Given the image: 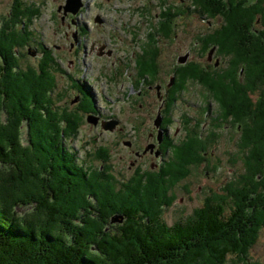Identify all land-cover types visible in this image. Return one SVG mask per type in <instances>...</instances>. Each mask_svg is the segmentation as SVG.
<instances>
[{"label":"trees","instance_id":"trees-1","mask_svg":"<svg viewBox=\"0 0 264 264\" xmlns=\"http://www.w3.org/2000/svg\"><path fill=\"white\" fill-rule=\"evenodd\" d=\"M246 2L191 0L182 9L172 7L176 11L163 6L154 32L137 52L140 84L147 74L157 75L158 39L174 34L170 23L175 16L219 15L226 23L202 38L203 49L215 43L225 56L232 51L234 67L243 62L248 71L245 84L239 85L233 73L230 82H223L209 76L199 63L174 67L165 111L176 91L184 89L182 82L196 79L225 109L222 118L231 115L239 126L244 124L240 143L248 145L254 163L247 164L240 187L227 188L233 196L230 210L225 209L223 194L206 197L191 216L171 225L161 218V206L168 198L166 184L185 174L184 161H202L206 145L198 133L188 130L180 144L163 137L160 145L172 146L179 161L136 172L117 184L106 168L79 162L67 144L78 134L82 117L53 99V50L43 48L36 64L20 65L18 48L30 33L19 26L24 30L20 33L15 26L23 14L28 18L26 11L18 9L0 22V264H224L233 254L243 259L264 227V198L257 194L260 182H254L264 166V102H253L250 94L257 87L254 78H264V50L250 35L255 34L253 26L264 24V0ZM83 94L79 106L91 108L89 96ZM164 121L169 122L166 115ZM23 127L26 143L21 138ZM98 150L95 157L101 156L104 163L106 156ZM113 215L123 218L115 231Z\"/></svg>","mask_w":264,"mask_h":264},{"label":"rangeland","instance_id":"rangeland-1","mask_svg":"<svg viewBox=\"0 0 264 264\" xmlns=\"http://www.w3.org/2000/svg\"><path fill=\"white\" fill-rule=\"evenodd\" d=\"M251 1L254 0L246 3ZM65 2L0 0V22L9 19L18 9L28 14V18L23 14L16 23L18 27L15 26L17 31L19 26H24L25 33H30L26 44L18 48L22 67L27 63L36 64L43 48L53 50L56 61L53 99L59 107L74 110L82 117L78 134L67 139L76 159L92 162L99 170L106 168L119 184L136 172L158 170L160 164L168 167L173 159L178 162L172 146L165 149L160 145L163 137L180 144L186 141L188 130L193 129L200 136L202 145H206L205 153L201 151L203 148L199 149L205 156L198 163L184 161L185 174L174 182H167L168 198L161 206V218L171 225L191 216L206 197L214 198L220 194L226 197L225 209L230 210L233 196L227 188L240 187L245 181L244 176L242 181L240 176L246 174L248 163H254L248 145L243 147L240 143L244 124L239 126L231 115L222 118L226 111L213 94L189 77L182 82L184 89L179 93L176 91L175 100L165 111L169 101L166 90L172 86L174 67L178 65L199 63L211 77L230 82L233 73L239 85L245 84L248 71L243 62L234 67L232 51L225 56L215 43L203 49L202 38L226 21H222L219 15L200 16L196 12L175 16L170 23V31L172 29L174 34L162 35L158 39L157 75L152 77L145 73L147 81L139 84L141 78L135 65L137 52L144 48L148 34L154 32L160 9L171 5V11H176L177 8L172 10V7L181 6L182 9L191 0H81L82 5L75 13H64ZM205 15L207 17L203 18ZM253 27L257 33L264 32V24L257 23ZM250 35L264 50V37L257 41L255 34ZM214 47H217L216 51ZM184 55L185 58L181 59ZM253 84L257 87L250 91L252 101L264 102V78H254ZM83 93L92 102L91 108L86 105L89 109L79 106L84 99ZM158 113L161 119L157 126L154 119ZM165 115L169 122L164 121ZM87 117H96V123L89 122ZM111 120L117 122L112 129H105L103 124ZM158 135H161L159 140ZM27 137L24 129L21 134L23 143ZM96 149L106 156V162H102L101 156L95 157ZM262 167L259 175L256 172L254 182H260L257 194L264 198ZM122 221L123 218H113L111 229L115 231ZM224 264H264V227L243 259L235 254L229 255Z\"/></svg>","mask_w":264,"mask_h":264},{"label":"water","instance_id":"water-1","mask_svg":"<svg viewBox=\"0 0 264 264\" xmlns=\"http://www.w3.org/2000/svg\"><path fill=\"white\" fill-rule=\"evenodd\" d=\"M81 5H82L81 0H66L65 4L63 5V11L64 13H66L67 11H71L72 13H75L80 8ZM58 9L60 10V7H58ZM180 58L184 59L185 55L181 56ZM160 119H161V115L158 113L157 117L154 119V122L157 126L160 123ZM87 120L89 122L96 123V117H87ZM116 122L117 120H111L110 123L103 124V126L105 127V129H112L113 124H115ZM159 138H161V135H158V140ZM113 218L118 220L122 219V217H118V215H113V217L111 218L112 221Z\"/></svg>","mask_w":264,"mask_h":264},{"label":"flooded vegetation","instance_id":"flooded-vegetation-1","mask_svg":"<svg viewBox=\"0 0 264 264\" xmlns=\"http://www.w3.org/2000/svg\"><path fill=\"white\" fill-rule=\"evenodd\" d=\"M254 1H256V2H258L259 0H254ZM262 1V0H261ZM251 2H253V1H251ZM262 37H264V32H261V33H257V31H255V40H259V39H261ZM216 48L217 47H214L213 49H215V51H216ZM208 58H209V55H208ZM210 60V59H209ZM212 61V60H211ZM210 61V62H211ZM262 228V226L260 227V229Z\"/></svg>","mask_w":264,"mask_h":264},{"label":"bare ground","instance_id":"bare-ground-1","mask_svg":"<svg viewBox=\"0 0 264 264\" xmlns=\"http://www.w3.org/2000/svg\"><path fill=\"white\" fill-rule=\"evenodd\" d=\"M5 139V138H4ZM1 140V139H0Z\"/></svg>","mask_w":264,"mask_h":264}]
</instances>
